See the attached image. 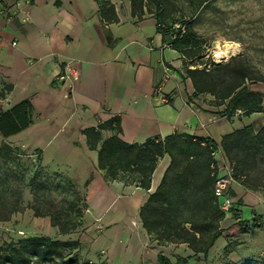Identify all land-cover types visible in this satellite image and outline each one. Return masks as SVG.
<instances>
[{
	"label": "crops",
	"instance_id": "0c3cea01",
	"mask_svg": "<svg viewBox=\"0 0 264 264\" xmlns=\"http://www.w3.org/2000/svg\"><path fill=\"white\" fill-rule=\"evenodd\" d=\"M132 1L15 0L9 17L0 15V141L31 159L39 156L48 176L57 174L77 185L84 212L102 232L100 248L107 261L116 264L150 243L139 209L160 184L170 159H159L147 191L107 181L85 130L116 119V129L100 131L102 140L117 135L125 143L142 144L177 133L212 140L222 176L229 165L220 148L222 136L243 127L257 132L264 126L263 114L236 113L226 120L219 114L224 105H212L209 95H195L181 54L163 43L155 20L145 16L148 5L133 12ZM64 64L78 72L69 98H64L65 87L54 83ZM163 65L172 71L162 89L168 103L155 96ZM20 104L26 106L15 115L12 110ZM18 117L27 122L25 128ZM260 118L262 123L256 125ZM226 196L230 211L206 257L229 248L228 259L236 262L240 258L235 247H229L230 235L239 233L238 221L264 226V197L237 181ZM235 211L238 220L233 219ZM170 246H183L187 256H193L186 245ZM139 260L138 255L131 261Z\"/></svg>",
	"mask_w": 264,
	"mask_h": 264
},
{
	"label": "trees",
	"instance_id": "16d2710c",
	"mask_svg": "<svg viewBox=\"0 0 264 264\" xmlns=\"http://www.w3.org/2000/svg\"><path fill=\"white\" fill-rule=\"evenodd\" d=\"M144 3L151 5L156 13V27L163 43L181 54L185 75L191 81L195 95H209L213 98L212 105H224L219 114L226 120L237 112L244 117L255 113L264 115V96L249 89L250 84L264 83V77L241 55L224 64H215L209 58L204 61L190 26L167 39L161 22L169 0H133V12H140ZM194 59H199V64H191ZM5 89L9 90V87ZM25 106L20 104L12 112L16 115ZM18 119L20 127L25 128L27 122H22L21 117ZM116 121L84 131L89 147L97 150L98 169L107 181L134 184L147 191L157 162L167 155L170 162L160 184L139 209L141 227L149 242L156 247L186 245L193 256L201 254L206 258L220 236V223L225 217L214 196V185L220 177L214 160L218 150L216 144L184 133L162 140L149 139L142 144L125 143L117 135L102 140L100 131L116 129ZM220 148L233 179L246 190L259 192L264 197V126L257 132L251 127H243L225 134ZM0 207L3 209L0 221H7L11 214L10 206L0 202ZM232 216L239 219L236 211ZM52 226L58 227L62 234L67 233V229L57 223L53 222ZM240 227L242 229L243 225ZM250 227L258 228L260 225L253 223ZM75 246L76 243L44 237L28 238L17 245L9 243L0 247V264H87L70 255ZM227 253L225 249L223 254ZM159 261L167 264L164 259L159 258Z\"/></svg>",
	"mask_w": 264,
	"mask_h": 264
},
{
	"label": "rangeland",
	"instance_id": "374dc122",
	"mask_svg": "<svg viewBox=\"0 0 264 264\" xmlns=\"http://www.w3.org/2000/svg\"><path fill=\"white\" fill-rule=\"evenodd\" d=\"M14 4L15 0H0V10L9 17ZM145 12V16L157 21L151 5L145 7ZM162 19L161 27L167 39L190 26L204 61L209 58L215 64H224L241 55L264 77V0H169ZM191 64H199V59ZM249 89L258 90L264 96V83L250 84ZM1 90L0 87V96ZM254 123H262V119ZM82 201L83 192L77 185L57 174L48 176L43 172L39 156L31 159L25 151L0 141V202L7 203L11 210L9 219L0 221V247L44 237L76 243L70 255L80 262L116 264L105 258L100 248L102 232L93 226ZM2 210L0 207V213ZM53 222L66 228L67 233L62 234L58 227H53ZM236 224L239 227L240 221ZM242 225L236 236L230 235L233 240L229 247H235L236 257L240 258L236 262L228 259L229 252L204 258L201 254L187 256L183 246L163 250L149 243L135 254L126 255L123 264H134L131 260L138 255L140 260L136 264H163L159 258L167 264H262L264 226L256 229ZM187 257L190 258L183 263Z\"/></svg>",
	"mask_w": 264,
	"mask_h": 264
},
{
	"label": "built area",
	"instance_id": "2783aa9c",
	"mask_svg": "<svg viewBox=\"0 0 264 264\" xmlns=\"http://www.w3.org/2000/svg\"><path fill=\"white\" fill-rule=\"evenodd\" d=\"M6 12L1 9L0 15H5ZM167 46V45H166ZM169 47V46H167ZM78 72L70 64H64L61 71L55 76L54 83L58 86L65 87L66 92L64 98H69L72 95V83L77 80ZM172 78V71L167 65L162 66L161 83L155 88V96L159 97L162 103H168L162 89L165 83ZM239 114V112H237ZM235 181L230 166L225 170V174L218 177L214 185V196L219 201L220 209L224 213L230 211V202L227 198V192L230 184ZM238 220V219H236Z\"/></svg>",
	"mask_w": 264,
	"mask_h": 264
}]
</instances>
